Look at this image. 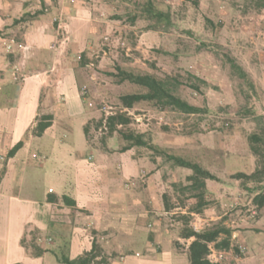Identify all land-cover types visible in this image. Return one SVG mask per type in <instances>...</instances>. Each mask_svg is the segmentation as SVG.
I'll return each mask as SVG.
<instances>
[{"label":"rangeland","instance_id":"1","mask_svg":"<svg viewBox=\"0 0 264 264\" xmlns=\"http://www.w3.org/2000/svg\"><path fill=\"white\" fill-rule=\"evenodd\" d=\"M154 1L172 13L175 25L171 30H149L142 21L131 25L114 20L111 17L115 14L128 12L126 4L120 1L104 3L105 8L101 11L104 18L100 19L102 31L95 50L89 51L90 55L87 53L94 64L87 71L91 80L86 95L94 113L75 118L73 131L63 139L68 146L61 151L54 148L47 168L52 173L51 169L57 166L56 154L69 152L76 156L90 150L95 151V156L98 154L95 149L85 146L86 136L81 122L89 117L93 144L108 146L112 152L120 151L124 144L121 137L117 134L109 136L107 130L103 127L97 130L95 125L96 120L120 109V95L139 90L127 82L117 84L110 75L117 71V65L160 78L178 76L183 82L179 94L206 111L185 116L139 105L128 111L135 119L133 127L149 133L152 141L173 153L200 162L219 178L208 181V189L213 191L208 197L210 204L203 213L193 214L192 225L202 230L222 221L232 230V242L241 248L243 255L239 256L233 250H217L212 244L210 258L236 264H264V207L261 210L256 208L252 201L255 193L248 191L234 176L239 172L251 173L257 166L248 137L264 127V12L246 9L244 0ZM227 56L243 68L250 83L239 77ZM194 74L205 81L200 83L199 91L191 86L197 83L191 78ZM165 125L169 131H163ZM59 131L64 133L61 129ZM141 151L142 157L150 161L149 152ZM158 161L162 164L161 175L168 192H172V182H186L188 173H191L188 169L172 168L161 159ZM150 166H146L147 170ZM70 173L68 171V176ZM32 174L27 175V182L35 179ZM40 180L44 179L41 177ZM41 183L32 184L31 196L43 197ZM25 188L28 194V187ZM220 189L223 190L219 193ZM137 208L143 209V206L137 205ZM186 210V207H176L163 216V221L153 214L143 218L139 211L135 215L139 223L132 244L121 242L122 246L116 249L120 248L119 253L124 256L130 249L141 256L152 253L150 256L155 254L163 258L168 254L170 264H189L188 254L184 251L189 240L180 238L183 246L180 250L173 243L180 228L174 215ZM134 256L137 261L138 255ZM119 257L115 255V262L120 261ZM52 260L55 257L50 256L49 263ZM129 261L133 262V258H127L123 264Z\"/></svg>","mask_w":264,"mask_h":264},{"label":"crops","instance_id":"2","mask_svg":"<svg viewBox=\"0 0 264 264\" xmlns=\"http://www.w3.org/2000/svg\"><path fill=\"white\" fill-rule=\"evenodd\" d=\"M104 3L0 0V264H62V255L76 259L95 240L103 249L97 260L105 255L107 264H123L129 257L133 262L128 264H170L168 254L141 256L130 249L124 256L116 249L121 242L132 244L139 211L143 218L153 214L160 221L169 214L161 199L167 189L161 169L137 156L135 149L112 152L87 138L85 146L95 149L96 156L94 150L76 156L60 153L53 172L47 168L54 148L68 146L63 139L73 131L75 118L94 113L84 95L94 63L82 66L80 56L95 50ZM41 114L54 119L36 137L31 129ZM90 118L82 120L83 128ZM20 141L22 148L9 157ZM29 173L35 179L27 182ZM35 180L42 181L41 198L30 195ZM50 194L55 198L49 199ZM32 244L43 252L35 254ZM50 256L55 260L49 263Z\"/></svg>","mask_w":264,"mask_h":264},{"label":"trees","instance_id":"3","mask_svg":"<svg viewBox=\"0 0 264 264\" xmlns=\"http://www.w3.org/2000/svg\"><path fill=\"white\" fill-rule=\"evenodd\" d=\"M107 3H115L120 1L126 4L128 12L126 14H115L111 17L114 20L124 21L131 25L142 21L145 28L157 31H169L174 28L173 15L169 10L162 9L154 0H105ZM129 4H132L129 6ZM246 9H253L256 12H264V0H244ZM132 7V8H131ZM82 66L89 62L87 53H82L80 56ZM231 67L237 72L240 78L246 83H250L248 74L243 68L234 61L233 58L227 56ZM116 72L110 73L115 78L117 84L130 83L139 88L134 92H128L120 95V109L110 115H104L96 120V129L103 127L107 130L109 136L117 134L121 137L124 144L119 152H125L130 149L137 150L136 155L142 157L144 154L141 150L149 152L150 162L157 164V169L162 167L159 159L163 163L169 164L172 168L180 167L191 171L186 177V182H172V192H164L163 202L164 210L171 213L176 207H186V212H180L174 215V218L179 222V236L173 241L177 249H183L180 238L191 240L184 251L187 252L189 264H236L232 262L213 261L210 258L212 253V244L217 250H233L235 254L242 256V250L238 245L232 242V230L228 228L222 221L213 223L211 226L205 227L202 230H197L192 225L193 214H201L208 207L210 201L208 199L210 192L208 189V181H216L219 178L210 170L205 168L200 162L194 161L176 153L171 149L160 146L151 140L149 133L139 131L133 127L135 123L134 117L129 114V110L134 109L139 105H149L160 112H178L182 115L189 116L198 114L206 110L189 102L186 98L179 94V87L183 82L178 76H166L160 78L152 73L139 72L131 69H126L122 66H116ZM197 83H192V88L199 91L200 83L205 81L197 74L191 75ZM252 84V83H251ZM86 96V93L84 94ZM54 116L52 114H41L37 117L36 125L31 129L33 136L41 137L44 132L51 126ZM90 122L84 126L86 138L93 143L90 135ZM163 131H169L170 128L165 125ZM30 132V131H29ZM29 133H27L28 135ZM104 140V139H103ZM249 147L252 154L256 157L257 166L251 173L239 172L234 175L242 181V185L248 191L254 192L253 204L258 210L264 207V127L259 131H254L248 137ZM24 141H20L9 152L8 156L12 157L22 148ZM107 150L108 147L104 146ZM141 149V150H140ZM139 152V153H138ZM151 153V155H150ZM144 157V156H143ZM252 184V185H250ZM55 198L54 194L49 195V199ZM64 200L68 198V202H72L75 206V200H70L69 197L63 196ZM33 252L41 254V250L37 245L32 244ZM103 255V249L96 242H93V247L77 257L70 259L62 255L60 262L62 264H98L102 262L107 264L108 259L103 256L101 260H97Z\"/></svg>","mask_w":264,"mask_h":264}]
</instances>
